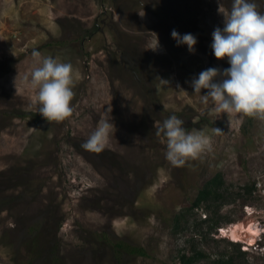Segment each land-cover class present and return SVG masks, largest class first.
Listing matches in <instances>:
<instances>
[{
    "label": "rangeland",
    "instance_id": "374dc122",
    "mask_svg": "<svg viewBox=\"0 0 264 264\" xmlns=\"http://www.w3.org/2000/svg\"><path fill=\"white\" fill-rule=\"evenodd\" d=\"M230 2L0 0V264H181L194 251L206 254L195 264H264V121L210 116L190 85L203 70L230 67L210 48L223 27L218 8ZM252 2L264 13V0ZM173 30L197 38L194 53ZM33 50L73 65L64 121L37 120L24 83ZM173 114L210 137L182 167L155 134ZM102 119L114 125L108 143L86 151ZM219 173L225 197L213 205L222 223L213 228L206 206L189 208ZM37 224L42 255L30 233ZM111 240L148 254L117 252Z\"/></svg>",
    "mask_w": 264,
    "mask_h": 264
},
{
    "label": "clouds",
    "instance_id": "9594fccd",
    "mask_svg": "<svg viewBox=\"0 0 264 264\" xmlns=\"http://www.w3.org/2000/svg\"><path fill=\"white\" fill-rule=\"evenodd\" d=\"M218 12L223 16V27L212 32L210 48L217 60L226 58L230 67L223 71L210 67L194 77L190 85L193 94L207 105L212 116L244 114L264 121V13L257 10L252 0H231L230 7L222 4ZM171 37L177 46H187L195 52L197 38L191 34L181 35L176 30ZM159 48L157 39L156 47ZM36 63L24 77L25 86L33 90L32 106L47 122H61L72 115L74 97V69L70 62L60 57L47 56L33 50ZM202 89L207 90L201 95ZM209 101L211 103L209 104ZM185 121L170 115L157 122L156 136L166 144V160L174 167H182L189 159H195L209 145V134L204 131H188ZM109 119L98 122L94 131L81 145L89 152H102L113 130ZM213 134L222 132L214 128Z\"/></svg>",
    "mask_w": 264,
    "mask_h": 264
},
{
    "label": "trees",
    "instance_id": "16d2710c",
    "mask_svg": "<svg viewBox=\"0 0 264 264\" xmlns=\"http://www.w3.org/2000/svg\"><path fill=\"white\" fill-rule=\"evenodd\" d=\"M37 120L38 121H46L44 120L39 114H36ZM224 178L222 176V174H217L214 177H212L211 179H209L198 191V194L196 196V199L194 200V202L192 203L191 207L189 209H194V208H200L203 205L206 206V210L210 213V217L203 219V222H206L208 224H213V228H217L221 223V221H219V219L216 218L217 211L213 212V205L215 206L216 204L218 205L219 202L222 201V199H224L225 197V192H224ZM253 187H251L250 190H252ZM222 203V202H221ZM215 214V217H214ZM217 214V215H216ZM185 217V214H181V215H176L175 219H174V228L176 230H180L181 229V225L183 221V218ZM41 225L37 224L34 225L33 227H31V234H32V244L34 245H39L40 243L44 244V240L46 239V234L44 231L41 230ZM46 235V236H45ZM111 244H113L114 248L116 249L117 252H122V251H131L133 253H138L140 255H147V251L145 250V248L143 247H139V246H131L129 244H127L124 241H110ZM38 245L36 248H34V252L38 255V254H43L44 250H41L40 248H38ZM31 248V246H30ZM240 248V245H239ZM241 250V248H240ZM242 251V250H241ZM55 254V249L53 250V252L51 254ZM242 253H246L245 251H242ZM204 256H206V254L202 251H194L193 253H191L190 255H188L187 253H183L180 256V261L181 264H195L198 260H201V258H203ZM17 264H20L19 262Z\"/></svg>",
    "mask_w": 264,
    "mask_h": 264
},
{
    "label": "bare ground",
    "instance_id": "6f19581e",
    "mask_svg": "<svg viewBox=\"0 0 264 264\" xmlns=\"http://www.w3.org/2000/svg\"><path fill=\"white\" fill-rule=\"evenodd\" d=\"M249 228V227H248ZM255 232V231H254Z\"/></svg>",
    "mask_w": 264,
    "mask_h": 264
}]
</instances>
